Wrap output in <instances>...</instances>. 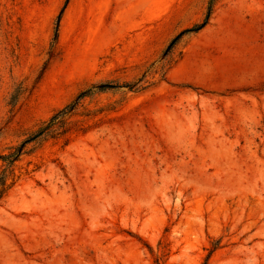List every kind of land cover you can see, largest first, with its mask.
<instances>
[{"label":"rangeland","instance_id":"374dc122","mask_svg":"<svg viewBox=\"0 0 264 264\" xmlns=\"http://www.w3.org/2000/svg\"><path fill=\"white\" fill-rule=\"evenodd\" d=\"M210 1L0 0V264H264V0Z\"/></svg>","mask_w":264,"mask_h":264},{"label":"trees","instance_id":"16d2710c","mask_svg":"<svg viewBox=\"0 0 264 264\" xmlns=\"http://www.w3.org/2000/svg\"><path fill=\"white\" fill-rule=\"evenodd\" d=\"M214 3L215 0H211L209 3V9H208V14L206 16L205 21L202 24L196 25L193 28H190L186 31V34L192 33V32H199L200 30H202L208 23H209V19L211 18L212 15V11H213V7H214ZM105 89H100V91H104ZM84 97L86 95H83ZM69 109H66V111L68 112ZM57 118H54L50 124V127H52L53 125H55ZM50 128L47 129H41L37 135H35L34 137H32L30 140L36 141L37 139L43 137L46 132L49 130ZM20 149H17L16 152L11 153L9 155H6L3 157V161L6 162L9 167H13L15 162L18 161L19 157L21 156L20 154ZM6 183V173H4V175L0 178V186H4Z\"/></svg>","mask_w":264,"mask_h":264}]
</instances>
